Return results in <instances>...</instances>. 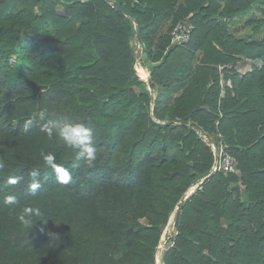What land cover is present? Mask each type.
I'll list each match as a JSON object with an SVG mask.
<instances>
[{
  "label": "trees",
  "instance_id": "16d2710c",
  "mask_svg": "<svg viewBox=\"0 0 264 264\" xmlns=\"http://www.w3.org/2000/svg\"><path fill=\"white\" fill-rule=\"evenodd\" d=\"M114 3L139 20V38ZM255 5L263 16L246 24H264V0H0V264H48L33 261L55 225L49 264H156L171 214L200 182L165 264H264V37L228 28ZM178 22L194 27L187 44H171ZM135 36L154 101L134 70ZM48 89L91 130L94 162L77 159L78 145L64 151L36 113ZM203 136L225 145L238 173L208 176Z\"/></svg>",
  "mask_w": 264,
  "mask_h": 264
},
{
  "label": "rangeland",
  "instance_id": "374dc122",
  "mask_svg": "<svg viewBox=\"0 0 264 264\" xmlns=\"http://www.w3.org/2000/svg\"><path fill=\"white\" fill-rule=\"evenodd\" d=\"M262 16H263L262 13L257 10L255 5L254 9L250 12V14L235 17L233 23H230V26L228 28H230L232 34L238 37L262 39L264 37V24L259 22L256 24L254 23L246 24L248 18L259 19L262 18ZM132 44L134 48V54L136 57V63H135L136 70L137 67H142V68L143 67L145 68V66L148 67L149 62L145 60V57L142 53L143 50L142 45L138 42L136 36L133 38ZM15 62H16V58L14 57L12 59V63ZM136 74L142 81L145 82L141 90L145 92L146 91L149 92V94L153 98L152 101H154L155 98L153 96V90L149 88V84H148L149 79H146L147 77L145 79L141 78L138 74V71H136ZM42 92L44 93H40L36 96V104H35L36 113L43 120L49 121L53 125L55 132L57 133V139L59 141V144L61 145L64 151L68 152L71 150L73 145L65 141L59 135V127L65 123L68 124L82 123V119L78 115L69 112V110L65 106L63 97L56 95V90L48 89ZM153 106H154V102H152V114H153ZM153 120L157 122L155 118ZM210 137L212 138L213 142L217 144V139L213 136ZM199 184H201V182ZM199 184H196L195 186L190 188L184 197H187L189 194L190 195L193 194L197 190ZM178 206L175 209V211L171 214L169 221L162 233L159 244L156 248V252H155L156 264H165L164 255L168 251V249L173 246V240L177 235L176 218L180 211ZM58 237H59V230L58 227H56V225L49 229L44 230L41 233L40 240L38 242L41 249L38 255H40L41 258L40 260H36V258H34L33 263H40V261L42 260L49 264L48 261L55 260L54 258H56L55 256L56 250L58 249V245H59Z\"/></svg>",
  "mask_w": 264,
  "mask_h": 264
},
{
  "label": "clouds",
  "instance_id": "9594fccd",
  "mask_svg": "<svg viewBox=\"0 0 264 264\" xmlns=\"http://www.w3.org/2000/svg\"><path fill=\"white\" fill-rule=\"evenodd\" d=\"M32 123V121L29 119L25 121L24 128L25 130L28 128V126ZM48 135H52L53 129L51 127H47L44 129ZM59 135L67 142H69L73 146H79L81 151L79 155L77 156V159L83 158V160L86 163H92L96 160V149L94 147V138L92 136L91 130L86 127L82 123L77 124H68L65 123L59 127ZM44 160L46 163L51 166V164L54 162L55 158L51 154H47L44 156ZM69 179L68 173L65 172L64 176L62 177L63 182H67ZM39 187V184H34L32 186L33 190ZM8 204H15L16 201L14 198H10L8 201ZM20 221L30 228L34 226V222L29 219H25L24 216L19 217Z\"/></svg>",
  "mask_w": 264,
  "mask_h": 264
},
{
  "label": "built area",
  "instance_id": "2783aa9c",
  "mask_svg": "<svg viewBox=\"0 0 264 264\" xmlns=\"http://www.w3.org/2000/svg\"><path fill=\"white\" fill-rule=\"evenodd\" d=\"M193 30V25L188 23L178 22L174 24L170 31L171 44H187L191 39ZM203 138L206 142L209 143L214 155V163L208 176L217 173L236 174L239 172L237 161L230 153L227 152L226 147L222 142H218L216 144L213 141H210L207 136H203Z\"/></svg>",
  "mask_w": 264,
  "mask_h": 264
},
{
  "label": "water",
  "instance_id": "95a60500",
  "mask_svg": "<svg viewBox=\"0 0 264 264\" xmlns=\"http://www.w3.org/2000/svg\"><path fill=\"white\" fill-rule=\"evenodd\" d=\"M113 6H114L116 9H118V10H120V11L126 13L129 17H131V18L134 20V23H135V26H136V31H137V36H138V38H139V36H140L139 20H138L137 18H135V17L133 16V14L130 13L129 10H128L126 7H124V6H122V5L118 4V3H114ZM134 70H135V72L137 71L135 67H134ZM148 84H149V88H150L151 90H153L154 88H153V83H152V80H151V79L148 80ZM189 196H190V195H188L187 197H184V198L182 199V201L179 203V206H178L179 209H180L181 206H182V202H184Z\"/></svg>",
  "mask_w": 264,
  "mask_h": 264
},
{
  "label": "crops",
  "instance_id": "0c3cea01",
  "mask_svg": "<svg viewBox=\"0 0 264 264\" xmlns=\"http://www.w3.org/2000/svg\"><path fill=\"white\" fill-rule=\"evenodd\" d=\"M244 64H245V66H244ZM243 67H248L249 68V64H246V63H241V64H239L238 66H237V68L239 69V70H241L242 71V68ZM148 67L147 66H145V69H144V67H143V69L144 70H146V72H147V74H148V78H146V79H150V70H149V68L147 69ZM222 69V68H221ZM221 88H222V90H221V97H224L225 96V93H226V88H232V85H231V81L229 80V81H227V82H225L224 81V79H223V77L221 78ZM179 91H181V90H179ZM179 91H176L175 93H174V95L176 96L177 94H178V92ZM156 94H157V92L153 89V96H154V98H156ZM190 195V194H189Z\"/></svg>",
  "mask_w": 264,
  "mask_h": 264
},
{
  "label": "bare ground",
  "instance_id": "6f19581e",
  "mask_svg": "<svg viewBox=\"0 0 264 264\" xmlns=\"http://www.w3.org/2000/svg\"><path fill=\"white\" fill-rule=\"evenodd\" d=\"M144 69L142 67H137L138 74L143 79H145L146 77L148 78V74H147L146 70H144Z\"/></svg>",
  "mask_w": 264,
  "mask_h": 264
}]
</instances>
